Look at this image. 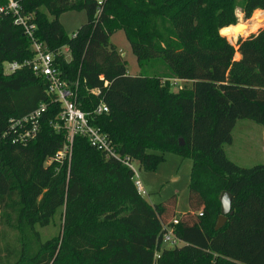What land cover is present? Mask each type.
Returning a JSON list of instances; mask_svg holds the SVG:
<instances>
[{
    "label": "trees",
    "instance_id": "obj_1",
    "mask_svg": "<svg viewBox=\"0 0 264 264\" xmlns=\"http://www.w3.org/2000/svg\"><path fill=\"white\" fill-rule=\"evenodd\" d=\"M15 1L32 17L36 40L55 55L64 80L78 84V105L120 159L77 134L70 163L47 164L67 143L63 108L30 66L5 73L6 62L32 60L34 52L14 16L2 13L0 264H264V164L242 167L224 148L234 142L238 121L254 118L264 126V28L247 38L240 31L231 40L225 34L237 24V8L246 20L263 10L250 23L254 28L264 0H107L99 15L93 0ZM69 10L88 17L72 36L59 20ZM224 28L231 42L238 39L237 49L221 35ZM118 31L139 75L128 73L111 41ZM175 79L190 85L174 90ZM102 99L109 113L94 114ZM42 105L37 137L14 143L10 120ZM166 153L193 161L190 211L179 217L176 196L150 204L121 161L155 170ZM224 191L233 196V213L216 230ZM57 216L59 233L43 240L39 228ZM164 224L174 227L180 246L163 247Z\"/></svg>",
    "mask_w": 264,
    "mask_h": 264
},
{
    "label": "rangeland",
    "instance_id": "obj_2",
    "mask_svg": "<svg viewBox=\"0 0 264 264\" xmlns=\"http://www.w3.org/2000/svg\"><path fill=\"white\" fill-rule=\"evenodd\" d=\"M241 1L242 0H239V2ZM258 11L262 12L263 10L255 11L252 17L246 20L241 9L237 8L235 12L237 24L239 23L240 25L241 22H245L244 28H241L239 25L237 27H228L225 32L226 36L231 40V35L234 31L242 32L245 35L243 38L258 33L260 29L264 28V16L259 19L254 28L252 26L253 20L256 18L257 14H259ZM50 18L52 17L50 16ZM87 18L85 10H69L61 14L59 20L64 26L66 33L72 36L87 22ZM250 23L252 25H250ZM230 40L229 42L237 49L236 42L238 39L235 42H231ZM111 41L117 46L120 54L126 60L128 73L133 76L139 75L141 68L138 65L137 58L132 53L131 46L124 32L118 31L115 33ZM235 58H240L238 52H236ZM157 69L162 71L166 70L168 73V70L165 69V65L161 63L157 65ZM157 69H145L144 72L158 73ZM184 85H190V83L178 82L177 85L173 86V89L176 90L179 86ZM233 135L234 142L224 147L227 155L232 161L246 168L264 164V126L257 123L254 118L240 120L234 129ZM134 167L143 186L141 194L147 202L152 205L161 204L176 196V216L179 217L190 211L189 177L193 167V161L191 159L182 158L176 153H166L164 161H162L155 170H147L138 162H134ZM60 223L61 217L57 216L51 226L39 228L42 239L46 240L57 236L60 231ZM163 247L172 248L169 244H164Z\"/></svg>",
    "mask_w": 264,
    "mask_h": 264
},
{
    "label": "built area",
    "instance_id": "obj_3",
    "mask_svg": "<svg viewBox=\"0 0 264 264\" xmlns=\"http://www.w3.org/2000/svg\"><path fill=\"white\" fill-rule=\"evenodd\" d=\"M1 1V0H0ZM97 6V15H99L103 9L107 0H93ZM2 13H9L14 16V23L23 28L27 37L31 40L32 50L34 52V58L32 60H25L24 62H6L4 64L5 73H13L24 66H30L36 76L42 77L46 80L47 91L49 94L55 96L56 100L62 105V112L60 115L61 120L64 122V126L68 131L67 143L65 147L59 151L54 158L49 160L47 164L57 161L60 163H70L72 157V145L74 137L77 134H82L88 137L92 146L106 153L107 156L117 157L120 156L114 150L111 141L103 134L98 128L92 126L88 119V114L85 113L77 102V88L78 84L72 88L67 81L62 77L61 71L55 64V55L50 52L47 46L36 40L35 31L36 25L31 21L32 17L22 13L20 4L15 0H6V3H0V17ZM62 52L68 57V49L62 48ZM178 82H185L184 80H173V84L177 85ZM181 88V87H179ZM93 94H99L100 91L93 90ZM46 107L42 105L36 112L29 116H25L19 119L10 120L9 134L12 137L14 143H27L37 137L40 130L39 118L41 113L45 111ZM110 109L107 103L102 99L99 105L94 109V114L103 115L109 113ZM58 128V126H54ZM8 135L6 133L4 136ZM121 161L127 165L135 174V185L139 192H142L143 186L138 178V174L134 167V162L126 159ZM137 179V180H136ZM202 216V213H200ZM174 224L178 223V220H174ZM162 243L169 244L172 248L180 246L182 241L177 237L174 231V227L164 224ZM160 255L156 253V258Z\"/></svg>",
    "mask_w": 264,
    "mask_h": 264
},
{
    "label": "water",
    "instance_id": "obj_4",
    "mask_svg": "<svg viewBox=\"0 0 264 264\" xmlns=\"http://www.w3.org/2000/svg\"><path fill=\"white\" fill-rule=\"evenodd\" d=\"M239 25L236 24L233 27H237ZM226 28L222 29L220 31L221 35L225 36L224 30ZM226 37V36H225ZM180 144L184 145V140L180 139ZM232 200H233V196L232 194H230L227 191L222 192L221 196H220V202H221V214L218 217L217 223H216V230L220 229L223 225H225V223L228 220V215L232 214V210H231V206H232Z\"/></svg>",
    "mask_w": 264,
    "mask_h": 264
},
{
    "label": "crops",
    "instance_id": "obj_5",
    "mask_svg": "<svg viewBox=\"0 0 264 264\" xmlns=\"http://www.w3.org/2000/svg\"><path fill=\"white\" fill-rule=\"evenodd\" d=\"M179 87H182V86H179Z\"/></svg>",
    "mask_w": 264,
    "mask_h": 264
}]
</instances>
